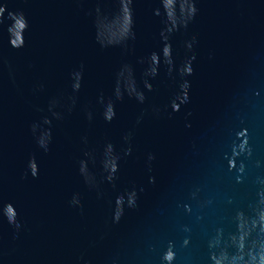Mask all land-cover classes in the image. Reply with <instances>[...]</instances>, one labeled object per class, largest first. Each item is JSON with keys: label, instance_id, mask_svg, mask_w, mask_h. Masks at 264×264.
I'll return each mask as SVG.
<instances>
[{"label": "water", "instance_id": "1", "mask_svg": "<svg viewBox=\"0 0 264 264\" xmlns=\"http://www.w3.org/2000/svg\"><path fill=\"white\" fill-rule=\"evenodd\" d=\"M4 4L0 52L8 63L0 66V205L14 206L22 227L17 233L0 218V264H161L169 241L176 244L175 264H208L209 233L217 227L235 233L237 211L252 221L258 215L264 219L257 202V177L264 178V0H198L197 17L172 41L179 66L187 55L185 42L193 36L198 40L195 73L189 77L191 102L178 113L164 111L176 84L162 68L146 104L125 98L110 125L98 113L89 125L84 109L95 111L97 95L111 94L120 63H132L140 79L137 59L158 47L160 21L152 14L154 0L134 4L137 40L128 53L101 50L95 44L87 15L95 7L93 0H0ZM104 6L117 8L111 0ZM8 11H23L30 25L19 51L8 45ZM81 64L84 81L77 108L55 124L45 154L30 130L42 115L36 108L46 109L49 98L70 91L69 73ZM40 85L44 90L34 92ZM153 108L161 110L159 117ZM143 110L148 114L136 126ZM241 129L248 130L252 156L244 161L245 182L237 184L224 155H231ZM129 130L135 135L133 154L121 162L117 188L101 184L104 196L98 198L78 172L77 161L85 150L81 137L88 136L87 150L98 154L108 140L119 150ZM149 153L156 156L151 172ZM32 156L39 165L35 179L25 176ZM94 170L98 172V166ZM149 176L155 177V184H149ZM133 186L144 188L138 209L112 224L110 202ZM75 193L82 198V210L69 204ZM186 204L191 214L184 211ZM184 225L191 233L182 230ZM185 236L191 238L187 248L181 247Z\"/></svg>", "mask_w": 264, "mask_h": 264}, {"label": "clouds", "instance_id": "2", "mask_svg": "<svg viewBox=\"0 0 264 264\" xmlns=\"http://www.w3.org/2000/svg\"><path fill=\"white\" fill-rule=\"evenodd\" d=\"M95 7L87 13L91 18L94 29V41L101 50L109 48H120L123 53L132 50L137 40L134 18V4L136 0H111L117 5L115 11H109L104 5L108 0H93ZM157 7L152 9V14L159 18L160 28L158 32V47L147 55L139 57L137 64L142 66L140 79H137L136 69L132 63L127 61L120 63L113 74V84L110 95L100 92L94 104V109H84V117L89 125L95 119L96 113L107 125L117 119L116 106L125 98L136 101L139 105H145L148 101V94L154 92L153 82L161 75L163 68L166 75L176 84V90L164 111L171 109L172 113H178L182 107L191 102V82L189 77L195 73L194 63L197 59L194 48L198 43L197 37L193 36L186 41V57L182 64L177 66L174 56L173 37L182 31H187L199 13L197 8L198 0H154ZM6 4L0 5V29L5 23ZM7 20L10 21L6 28L7 41L10 48L21 50L26 45L25 34L29 31L30 25L23 11H8ZM2 52H0V66L7 64ZM9 75H12L11 65ZM31 67V65H30ZM70 91L61 92L49 98L47 107L36 108L41 113L37 122L30 126L31 133L36 141L38 149L47 154L53 142V128L55 124L63 122L77 108L79 93L83 87L84 65L69 73ZM43 85L33 89L34 92H42ZM147 110L141 111L136 117L135 124L143 123ZM152 114L156 117L161 115L159 108H153ZM187 115H191L189 112ZM186 127H191L187 124ZM134 131L129 130L121 137L118 150L117 144L108 140L102 145L97 154L94 150H87L89 144L88 136L81 137L85 146L82 158L77 161L78 172L83 183L89 190H95L98 198H103L104 193L100 190L101 184H108L115 190L119 180L121 162L133 154ZM231 155L225 153L224 158L228 161V170L236 172V183L243 184L246 179V159L252 156V148L249 143L247 129H241L235 134V140L231 144ZM243 157V159H241ZM156 156L152 153L147 155L146 164L151 172L152 162ZM240 161L239 164L237 161ZM98 166L99 171H95ZM257 167L261 162L257 161ZM28 174L32 178L39 175V165L36 157L32 156L28 161ZM260 185L257 191L258 203L264 209V178L257 177ZM149 184H155V177L149 176ZM144 188L133 186L119 192L114 201L110 202V218L112 224H119L127 211H134L139 207V199ZM79 193L73 194L69 201L70 206L83 209ZM232 201L229 200V204ZM184 211L192 213L190 205H184ZM18 213L12 204L0 205V218L6 219L8 224L13 226L18 233L22 225L18 222ZM203 220V216H198ZM185 233H191L192 229L184 225ZM15 238V237H14ZM191 244L190 236H185L181 241V247L187 248ZM208 264H264V219L259 215L254 221L245 217L243 211L236 212V232L225 233L217 227L214 232L209 233L206 240ZM83 256L80 260L83 261ZM177 260L176 244L172 241L167 243L166 248L160 256L161 264H175ZM86 264V262H85Z\"/></svg>", "mask_w": 264, "mask_h": 264}]
</instances>
